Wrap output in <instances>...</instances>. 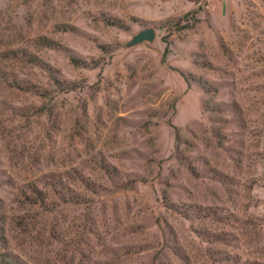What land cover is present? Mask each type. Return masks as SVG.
Returning a JSON list of instances; mask_svg holds the SVG:
<instances>
[{
  "label": "rangeland",
  "instance_id": "rangeland-1",
  "mask_svg": "<svg viewBox=\"0 0 264 264\" xmlns=\"http://www.w3.org/2000/svg\"><path fill=\"white\" fill-rule=\"evenodd\" d=\"M2 258L264 264V0H0Z\"/></svg>",
  "mask_w": 264,
  "mask_h": 264
},
{
  "label": "water",
  "instance_id": "water-1",
  "mask_svg": "<svg viewBox=\"0 0 264 264\" xmlns=\"http://www.w3.org/2000/svg\"><path fill=\"white\" fill-rule=\"evenodd\" d=\"M155 39H156V30L154 29L143 30L132 37L131 41L128 42L127 47L128 48L135 47L146 42L153 43Z\"/></svg>",
  "mask_w": 264,
  "mask_h": 264
},
{
  "label": "trees",
  "instance_id": "trees-1",
  "mask_svg": "<svg viewBox=\"0 0 264 264\" xmlns=\"http://www.w3.org/2000/svg\"><path fill=\"white\" fill-rule=\"evenodd\" d=\"M168 54H169V48L167 47V48L165 49L164 58H165ZM0 264H13V263H12V261H9V260L6 259V258H2V259L0 260Z\"/></svg>",
  "mask_w": 264,
  "mask_h": 264
}]
</instances>
